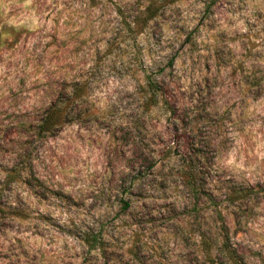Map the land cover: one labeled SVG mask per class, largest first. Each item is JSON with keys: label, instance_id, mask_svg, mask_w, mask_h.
<instances>
[{"label": "rangeland", "instance_id": "rangeland-1", "mask_svg": "<svg viewBox=\"0 0 264 264\" xmlns=\"http://www.w3.org/2000/svg\"><path fill=\"white\" fill-rule=\"evenodd\" d=\"M0 264H264V0H0Z\"/></svg>", "mask_w": 264, "mask_h": 264}, {"label": "trees", "instance_id": "trees-1", "mask_svg": "<svg viewBox=\"0 0 264 264\" xmlns=\"http://www.w3.org/2000/svg\"><path fill=\"white\" fill-rule=\"evenodd\" d=\"M153 16H154V12L150 15V17H153ZM149 86L154 91H158L159 89V86L153 84L152 81L149 82ZM59 110H60V107H58L57 104H53V106H51V108L48 110V112L46 113V115L44 116V118L41 120L39 124V130H38L39 135L46 136L52 133L55 129H57L58 127L62 125V123L59 120V116L61 115L59 114L60 112Z\"/></svg>", "mask_w": 264, "mask_h": 264}]
</instances>
